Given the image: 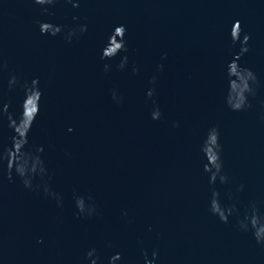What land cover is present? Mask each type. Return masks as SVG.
Wrapping results in <instances>:
<instances>
[{"label": "water", "instance_id": "water-1", "mask_svg": "<svg viewBox=\"0 0 264 264\" xmlns=\"http://www.w3.org/2000/svg\"><path fill=\"white\" fill-rule=\"evenodd\" d=\"M38 22L62 31L42 34ZM120 24L127 51L102 59ZM245 33L241 67L229 68ZM119 45L117 34L110 51ZM36 77L26 150L47 171L29 188L0 160V264H264L251 225L264 227V0H0V153L14 136L3 105L18 118ZM212 128L215 182L214 133L203 150ZM214 191L227 222L210 209Z\"/></svg>", "mask_w": 264, "mask_h": 264}, {"label": "clouds", "instance_id": "clouds-1", "mask_svg": "<svg viewBox=\"0 0 264 264\" xmlns=\"http://www.w3.org/2000/svg\"><path fill=\"white\" fill-rule=\"evenodd\" d=\"M36 3L44 5V4H52L55 2V0H35ZM74 6H79L78 3L75 4ZM45 11H47V9H45ZM40 23V29H41V33L42 34H47L50 33L51 35H57L58 33H60L62 31V25H56V27L54 29L50 28L48 26V22H38ZM235 27L232 28L231 30V37H232V41L233 43H237L241 40V33L243 32V28H242V24L239 20H237L235 22ZM87 30V25H84L81 27V31H86ZM127 32V26L124 24H120L118 26H116L114 28L113 33L110 35L109 40L107 45L105 46V48L103 49V53H102V59H110L114 56H116L117 54H119L121 51H127V43L125 40V35ZM119 34L120 36V45L118 46V50L117 51H110L111 48V40L112 38ZM250 34L245 33L243 36V44L245 45L242 48L241 53L237 54V59L233 60L232 62H230L229 64V68H231L232 65H238L240 66L239 62H238V57L240 55L243 54V52H246L248 50V48L246 47L247 42L250 40ZM166 55V54H165ZM124 61H127V56L124 57ZM123 62L121 63L120 67H123ZM6 67V65H5ZM105 70H107L110 66L105 64ZM241 67V66H240ZM160 68L163 69V65H160ZM248 70V69H245ZM254 74H253V79H254ZM17 78L15 76H13L11 78V80L9 81V87L11 88L15 83H16ZM155 78H153V82H154ZM155 89H150L148 91V96L151 97L154 95ZM33 96H38V100H37V105L36 108L31 116V120L28 124L27 130L24 133L23 136H21L20 132H19V126L23 123L24 119H25V105L28 103L29 99ZM43 97V92L41 90V88L39 87V77L34 78V80L32 81V84L30 86H25V98L22 102L21 108L22 111L20 112L19 117L17 118L13 113L9 112V108L11 107L10 104H4L3 105V112L8 113L9 115V120H10V127L13 128L14 130V136H13V144L11 147H9L8 149H6L5 151H3L2 153H0V160L3 159H7L8 161V177L11 180L13 177V172H15L16 175L20 176L23 183L25 184L26 187L31 188L32 187V178L34 177V175L39 171L41 174L46 173V168H44L43 166V160L41 159V157L39 155H36L28 150H26V145L29 143L28 140V134L31 131L32 125L36 120V117L39 114L40 111V101ZM246 102V97L244 99L243 102L236 104V105H232V107L234 109H241L244 107ZM153 119H159L161 116V111L159 109V107L157 106V108L155 109V111L152 113ZM73 129H69V131H72ZM214 133L215 137H216V144H215V152H216V157H215V161L214 162H210L208 155L205 151L207 142H208V137L210 134ZM203 150L206 153V159H207V163L205 165V171L209 172L211 174L210 176V181L211 182H215L217 176L221 173L222 170V159H221V145L219 143V130L218 128H212L206 138L205 141V145ZM44 148L43 145H41L38 149L37 152H43ZM221 181H226L227 180V176L225 175H221L220 176ZM50 190L45 187V192H49ZM77 207L80 210V212L78 213V215L80 213H83L87 207L86 205V201L83 197H79L77 199ZM210 209L211 211L218 215L219 218L224 221L227 222L228 220V214L232 211L231 208H225L220 200H219V192L218 191H214L212 198H211V202H210ZM92 210H95V206H92ZM256 217H259L258 215H253L251 217V220L255 219ZM253 229H255V237L257 239L258 242H264V227H258L256 223H251ZM96 252V249H92L88 252V256H93V254ZM145 258L147 260V251L145 250L144 252ZM158 254L156 252L153 253V257H156ZM122 258V254L121 253H116L113 257L112 260H118ZM99 259V257H96L95 260H93L92 264H96V261ZM147 264H155V260H147Z\"/></svg>", "mask_w": 264, "mask_h": 264}]
</instances>
